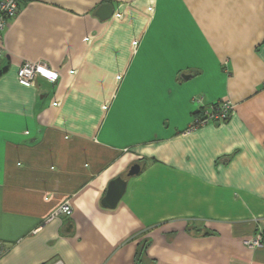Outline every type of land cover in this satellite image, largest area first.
I'll return each mask as SVG.
<instances>
[{
	"label": "crops",
	"instance_id": "obj_1",
	"mask_svg": "<svg viewBox=\"0 0 264 264\" xmlns=\"http://www.w3.org/2000/svg\"><path fill=\"white\" fill-rule=\"evenodd\" d=\"M20 5L0 35V264H264L244 243L264 233V0ZM24 61L59 78L24 86ZM197 96L231 115L187 132Z\"/></svg>",
	"mask_w": 264,
	"mask_h": 264
},
{
	"label": "built area",
	"instance_id": "obj_2",
	"mask_svg": "<svg viewBox=\"0 0 264 264\" xmlns=\"http://www.w3.org/2000/svg\"><path fill=\"white\" fill-rule=\"evenodd\" d=\"M21 0H0V35L7 27L8 23L13 19L20 11ZM122 16V14H119ZM3 54V47L0 43V59ZM16 76L20 84L24 86H32L35 84L38 77L45 78L49 81L56 82L59 78V73L53 69L47 62L44 61H24L18 66ZM199 103V110H202V115L197 114L187 132H190L197 127L209 124L225 121L232 113V103L229 100L222 102L211 103L208 107H205L203 103V97L197 96L195 98ZM73 208L69 202H66L58 206L54 212L53 217L62 214L71 215ZM244 243L250 247H261L264 245V233L258 231L254 236L244 239ZM6 246L0 240V257L5 253ZM51 264H66L63 260L58 259Z\"/></svg>",
	"mask_w": 264,
	"mask_h": 264
},
{
	"label": "water",
	"instance_id": "obj_3",
	"mask_svg": "<svg viewBox=\"0 0 264 264\" xmlns=\"http://www.w3.org/2000/svg\"><path fill=\"white\" fill-rule=\"evenodd\" d=\"M97 13L103 19L109 18L114 13V7L110 3H104L99 7ZM140 170L141 165L136 163L131 166L128 175L138 174ZM125 186L126 181L122 177H117L111 180L103 202L109 207H115L123 196Z\"/></svg>",
	"mask_w": 264,
	"mask_h": 264
},
{
	"label": "trees",
	"instance_id": "obj_4",
	"mask_svg": "<svg viewBox=\"0 0 264 264\" xmlns=\"http://www.w3.org/2000/svg\"><path fill=\"white\" fill-rule=\"evenodd\" d=\"M202 113H203L202 110H199V111L197 112V114H200V115H202Z\"/></svg>",
	"mask_w": 264,
	"mask_h": 264
}]
</instances>
